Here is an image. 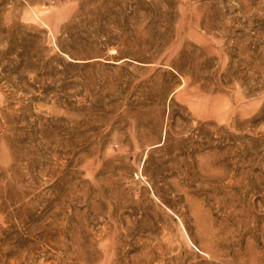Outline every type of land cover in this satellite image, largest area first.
<instances>
[{"label":"rangeland","instance_id":"1","mask_svg":"<svg viewBox=\"0 0 264 264\" xmlns=\"http://www.w3.org/2000/svg\"><path fill=\"white\" fill-rule=\"evenodd\" d=\"M0 264H264V0H0Z\"/></svg>","mask_w":264,"mask_h":264}]
</instances>
